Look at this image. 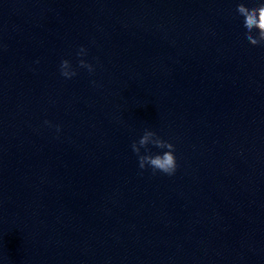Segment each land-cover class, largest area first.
<instances>
[{"label": "water", "instance_id": "95a60500", "mask_svg": "<svg viewBox=\"0 0 264 264\" xmlns=\"http://www.w3.org/2000/svg\"><path fill=\"white\" fill-rule=\"evenodd\" d=\"M240 2L264 0H0V264H264V47ZM146 129L173 175L139 168Z\"/></svg>", "mask_w": 264, "mask_h": 264}, {"label": "clouds", "instance_id": "9594fccd", "mask_svg": "<svg viewBox=\"0 0 264 264\" xmlns=\"http://www.w3.org/2000/svg\"><path fill=\"white\" fill-rule=\"evenodd\" d=\"M235 10L238 16L242 17L245 39L252 46L264 47V2H258L253 7L247 6L245 2H240L236 5ZM86 54L87 50L84 47H81L77 52L79 57H84ZM79 67L87 69L89 73L95 70L94 66L84 59L79 60ZM60 74L66 79H71L77 75V71L69 60L64 59L60 63ZM46 123L48 122L46 121ZM57 131H59V126H57ZM153 147L163 151L153 153ZM131 149L137 156L138 166L141 170L151 168L153 173L161 172L173 175L177 169L175 146L161 138L155 131L146 129L138 140L132 142Z\"/></svg>", "mask_w": 264, "mask_h": 264}]
</instances>
